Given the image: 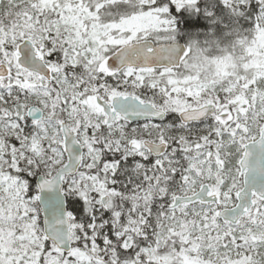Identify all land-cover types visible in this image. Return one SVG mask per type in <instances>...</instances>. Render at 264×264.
Masks as SVG:
<instances>
[{
	"label": "snow or ice",
	"instance_id": "snow-or-ice-1",
	"mask_svg": "<svg viewBox=\"0 0 264 264\" xmlns=\"http://www.w3.org/2000/svg\"><path fill=\"white\" fill-rule=\"evenodd\" d=\"M0 264H264V0H0Z\"/></svg>",
	"mask_w": 264,
	"mask_h": 264
}]
</instances>
